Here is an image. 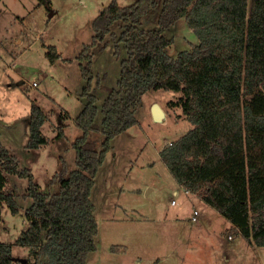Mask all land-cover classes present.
<instances>
[{"label": "trees", "instance_id": "1", "mask_svg": "<svg viewBox=\"0 0 264 264\" xmlns=\"http://www.w3.org/2000/svg\"><path fill=\"white\" fill-rule=\"evenodd\" d=\"M36 1L51 9L50 0ZM151 17L156 28L143 29L142 21ZM182 17L197 43L170 58L165 49L172 40L163 32ZM91 29L90 43L76 56L84 105L74 118L81 132L71 144L75 169L68 171L62 160L53 176L56 192H41L31 171L20 168L0 143V209L5 203L11 213L18 212L6 175L28 180L27 228L15 240L28 248L27 264H86L96 248L91 191L98 168L110 141L140 126L135 110L142 95L158 90L177 93L167 105L181 108L192 125L159 150L162 163L186 193L227 219L247 243L264 247V0H135L126 6L111 0ZM108 37L113 54L118 56L123 44L126 57L120 61L117 87L108 89L101 104L103 140L98 149L91 138L97 114L91 67L94 53L108 46ZM46 49L50 63L61 58L55 46ZM63 112L54 140L65 135L69 115ZM49 116L31 101L29 149L48 143L41 128ZM0 264H13L12 245L0 242Z\"/></svg>", "mask_w": 264, "mask_h": 264}, {"label": "rangeland", "instance_id": "2", "mask_svg": "<svg viewBox=\"0 0 264 264\" xmlns=\"http://www.w3.org/2000/svg\"><path fill=\"white\" fill-rule=\"evenodd\" d=\"M50 1L51 9L46 11L36 0H0V143L16 157L20 168L31 171L41 192L52 194L58 188L53 176L60 162L68 171L75 169L71 144L81 132L74 118L84 105L76 56L90 43L93 19L111 0ZM134 1L116 3L126 6ZM141 27L155 29L156 22L152 17L144 19ZM113 31L118 34L119 29ZM163 35L172 40L165 49L170 58L197 43L184 17ZM48 46H55L61 55L53 64L45 57ZM119 46L116 56L114 42L109 40L92 59L91 93L97 114L91 138L98 149L103 140L101 104L108 89L117 87L120 61L126 57L123 44ZM35 80L38 85L33 87L30 83ZM177 96L166 90L146 92L135 110L140 126L110 141L91 191L98 230L96 248L86 264H264V247L247 243L216 210L179 188L160 160L159 150L192 128L181 108L167 105ZM31 101L50 115L41 128L49 141L37 149L27 147ZM152 103L165 112L162 122L152 119ZM63 111L69 115L64 120L65 135L54 140ZM6 176L18 212L13 214L2 204L0 242L12 245L13 264H21V259L27 264L28 248L17 246L15 240L27 228L28 180ZM194 210L198 215L192 221Z\"/></svg>", "mask_w": 264, "mask_h": 264}, {"label": "water", "instance_id": "3", "mask_svg": "<svg viewBox=\"0 0 264 264\" xmlns=\"http://www.w3.org/2000/svg\"><path fill=\"white\" fill-rule=\"evenodd\" d=\"M151 115H152V119L155 122H162V120H164V118H165V113H164L163 109L157 103L152 104ZM25 263H26V261L24 259H21V264H25Z\"/></svg>", "mask_w": 264, "mask_h": 264}, {"label": "built area", "instance_id": "4", "mask_svg": "<svg viewBox=\"0 0 264 264\" xmlns=\"http://www.w3.org/2000/svg\"><path fill=\"white\" fill-rule=\"evenodd\" d=\"M30 85L31 86H33V87H35V86H37L38 85V80L36 81H32L31 83H30ZM174 203V201H171V204H173ZM197 211H193V215H192V218H191V220L192 221H195L196 220V216H197Z\"/></svg>", "mask_w": 264, "mask_h": 264}, {"label": "crops", "instance_id": "5", "mask_svg": "<svg viewBox=\"0 0 264 264\" xmlns=\"http://www.w3.org/2000/svg\"><path fill=\"white\" fill-rule=\"evenodd\" d=\"M153 104V103H152ZM165 113V112H164ZM165 116H166V114H165ZM179 188H181L180 186H179ZM185 192V191H184ZM187 194H190V193H187ZM190 195H192V196H194V197H197L195 194H190Z\"/></svg>", "mask_w": 264, "mask_h": 264}]
</instances>
